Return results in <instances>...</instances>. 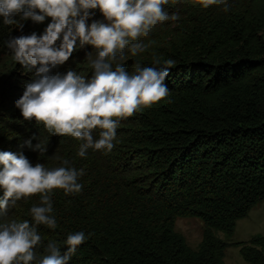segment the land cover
Wrapping results in <instances>:
<instances>
[{"label": "trees", "instance_id": "1", "mask_svg": "<svg viewBox=\"0 0 264 264\" xmlns=\"http://www.w3.org/2000/svg\"><path fill=\"white\" fill-rule=\"evenodd\" d=\"M227 3V11L194 0L164 5L179 18L139 37L148 47L134 57L126 53L121 66L134 74L137 64L159 69L174 60L168 95L121 119L110 152L89 148L84 157L78 155L83 141L50 134L16 107L39 65L29 70L15 62L6 42L43 35L51 18L22 21L21 30L0 17V152L23 154L49 170H83L80 192L49 193L55 229L35 224L30 210L41 206L39 194L0 210V225L28 221L36 228L41 240L30 264H41L50 243L63 255L68 235L77 232L86 239L68 264H225L227 244L217 233L231 238L237 222L264 201V0ZM90 13L88 25L107 23L99 9ZM78 45L53 75L74 71L92 78L89 54L94 59L96 49ZM100 131H93L94 140ZM29 139L47 150H31ZM178 218L203 222L197 251L176 233ZM240 254L247 264H264V237L242 245Z\"/></svg>", "mask_w": 264, "mask_h": 264}, {"label": "clouds", "instance_id": "2", "mask_svg": "<svg viewBox=\"0 0 264 264\" xmlns=\"http://www.w3.org/2000/svg\"><path fill=\"white\" fill-rule=\"evenodd\" d=\"M194 2L204 8L223 6L224 11L230 7L227 0ZM168 3L169 0H0L4 25H16L22 30V21L43 23L47 17L51 18L43 35L33 33L6 42L15 62L29 70L39 65L36 78L26 84L23 95L16 101L23 118L43 123L52 135H70L83 141L80 157L89 148L110 152L121 119L151 107L168 95L165 81L174 60L164 61L159 69L137 64L134 74L121 66L126 53L134 57L148 47L139 37L149 36L158 23L179 18L165 12L164 5ZM93 9H99L107 23L94 21L88 25ZM57 41H60L58 47ZM77 41L80 48L91 45L96 49L94 59L89 54L94 69L92 78L86 80L74 71L53 75L52 70L72 56ZM95 129L101 130L98 140L92 135ZM25 143L33 151L47 150L39 142L33 146L31 139ZM0 165L3 189L0 210L7 212L22 198L39 194L41 206L30 210L36 225L56 228L55 217L49 215L53 210L49 193L53 189H63L66 195L82 190V185L77 183L78 176L83 175L82 169L80 172L68 167L49 170L40 163L32 166L23 154L17 156L11 152H0ZM85 239L84 232L68 235L67 251L63 255L57 244L50 243L41 264H68ZM40 240L36 228L28 221L0 225V264H30L36 259L34 249Z\"/></svg>", "mask_w": 264, "mask_h": 264}, {"label": "rangeland", "instance_id": "3", "mask_svg": "<svg viewBox=\"0 0 264 264\" xmlns=\"http://www.w3.org/2000/svg\"><path fill=\"white\" fill-rule=\"evenodd\" d=\"M204 224L197 218H178L175 223L176 233L182 235L189 247L197 251L204 234ZM217 236L227 244L225 251V264H247L241 254L242 245H250L253 238L264 237V201L257 204L248 216L237 222L236 230L231 238L223 234Z\"/></svg>", "mask_w": 264, "mask_h": 264}]
</instances>
